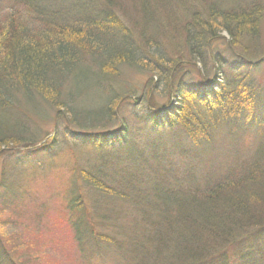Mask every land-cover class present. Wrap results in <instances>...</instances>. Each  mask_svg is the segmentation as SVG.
Instances as JSON below:
<instances>
[{
    "label": "trees",
    "instance_id": "1",
    "mask_svg": "<svg viewBox=\"0 0 264 264\" xmlns=\"http://www.w3.org/2000/svg\"><path fill=\"white\" fill-rule=\"evenodd\" d=\"M261 1L180 0L181 41L161 43L159 27L154 31L155 19L148 16L157 13L149 6L135 36L114 13L113 0H0V152L30 141L26 121L32 113L42 114L39 101L63 109L65 134L99 152L89 165L98 172H78L85 187L128 201L133 209L149 201L144 213H161L151 229L153 242L175 220V249L163 264H264V101L254 80L264 54L258 38ZM129 69L149 77L139 97L124 83ZM164 129L183 133L201 150V161L219 135L232 153L224 152L225 160L192 191V175L177 177L175 155H162L172 149L171 142L151 137ZM242 136L246 151L237 147ZM55 146L50 140L21 152L16 158L20 171L24 163L49 160ZM135 166L143 174L155 172L147 177L158 182L154 196L141 192L133 199L110 184L121 174L122 182L129 178L126 168ZM106 169L113 177L103 175ZM20 186H5L0 194L2 229L13 216L28 212ZM80 188L72 187L65 201L83 213ZM86 222L84 215L74 221L80 244L88 233L94 236ZM94 237L96 255L106 264L105 248L97 233ZM251 237L259 244L252 245ZM4 238L14 251L0 245V264H19L18 257L24 264L14 239ZM122 250L116 264H160L154 262L163 257L128 259ZM146 252L151 257L152 251Z\"/></svg>",
    "mask_w": 264,
    "mask_h": 264
},
{
    "label": "rangeland",
    "instance_id": "2",
    "mask_svg": "<svg viewBox=\"0 0 264 264\" xmlns=\"http://www.w3.org/2000/svg\"><path fill=\"white\" fill-rule=\"evenodd\" d=\"M113 1L115 3L112 9L119 21L130 28L135 36H138L136 30L139 25L144 22L143 17L145 14H143V11L146 6H149L150 10L157 13V17L151 14L148 16L155 19L153 22L155 23L154 31H156L157 26L159 27V41L161 43L163 39L181 41L180 32L177 29L180 22V0H161L162 2L159 0ZM250 1L252 0H226V3L245 4ZM261 2L264 4V0ZM2 27L3 24L0 23V30ZM258 29L259 46H262L264 45V7L260 14ZM222 47L224 46L222 45ZM178 51L180 50L177 48L176 52ZM223 52L231 57L228 51L223 50ZM258 59L260 60H258L259 64L254 71V80L260 86L259 99L264 101V54ZM124 72H128L124 76V83L129 89L131 88L134 97H139L149 77L143 73L144 71L137 72L129 69ZM156 98H158V95H156ZM38 103H40L39 107L42 109V114L32 113L26 121L29 124L30 141L26 145H21L22 143L9 145L7 149L0 152V194L5 191V186L20 188V185H22L25 190L23 203L28 211L21 217L13 216L14 221L10 222L13 220L11 218L9 222L4 223V229L0 226V245H4L13 254L12 251L14 250H11L4 234L14 239L18 249L22 250L24 264H102L103 260L98 258L95 250V244L97 245V243L94 236L97 233L98 241L105 248L103 251L106 257L103 259H106V264L117 263L119 259L118 252L121 248L127 251L124 256L128 259H134L140 257V254H145L151 261H155L154 259L158 258L157 255L163 256L154 263L163 264L165 260H168L165 257L172 254L175 249L176 231L178 230L175 220L169 224L170 230L167 232L162 231L165 235L159 234L158 240L156 239L153 242L154 239L150 236L153 235L151 229H154L152 226H157L156 218H160L161 213L153 210H150L151 213H144L147 204L150 203L149 201L144 204V207L133 209L128 201L121 200L116 196H102L100 193L85 187L78 176V172L81 168H93L94 171L98 172L96 167L89 166L92 161L94 163L98 151L90 144L76 145L73 137L70 134H65L63 123L66 117L63 109H53L43 101ZM127 109L128 107L125 108V110ZM129 110L132 113L131 108ZM55 129H57V134L55 133L54 138L51 139L52 130ZM219 136L215 148L204 151L205 153L210 152L204 158V161L199 159V157H202L199 152L201 150L190 144L183 133L164 129L151 137L171 142L172 149L169 147L164 149L165 154L162 155L165 157L172 153V155H175L173 158L177 163L175 175L179 178L180 173L192 175L193 182L190 184L192 191H195L198 187L196 185L199 183L204 184V179L212 173L211 168L218 166L219 163L225 160L224 152L231 151L227 144L223 147V144L219 141ZM159 139L156 141H160ZM50 140L56 145L55 154L48 156L49 160H38L37 164L31 162L22 164L25 171L21 172L19 169L21 166L17 165V156L24 150H30L41 143H48ZM33 141H38V143L31 144ZM240 142L237 144L238 149L246 151L248 146L246 138L244 136L240 137ZM14 163L16 167L11 165ZM180 168L181 170H179ZM142 169L139 166L127 167L126 171L132 173V175L129 178L125 176L123 182V175L121 174L122 177H119V179L115 178L108 172L110 169L103 170V175H107L108 172L107 176L113 177L110 184L115 188L129 192L133 199H138L136 198L137 194L140 196L142 195L141 192L154 196L158 182L157 180H147V177H153L155 172H153V169H149L150 172L145 171L143 174ZM143 178L146 180H142ZM133 185L135 187H132ZM74 186L81 187L83 213L78 212L79 208L71 210L69 204L65 201L67 193ZM123 187L131 188L127 190ZM166 205L168 207L174 206L172 201H166ZM83 215L94 236L92 237L88 233L83 237L87 241L80 244L76 237L74 221L77 217H83ZM167 216L168 214L165 212L164 217ZM250 243L252 245L259 244V240L255 241V238L251 237ZM80 246H83V248ZM146 250L152 251L150 253L151 257ZM17 262L21 263L19 257ZM177 263L180 264V262Z\"/></svg>",
    "mask_w": 264,
    "mask_h": 264
}]
</instances>
